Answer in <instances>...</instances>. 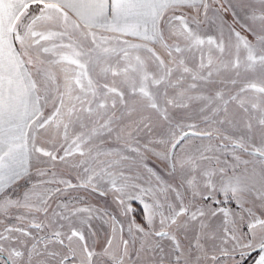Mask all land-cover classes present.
Masks as SVG:
<instances>
[{
    "label": "snow or ice",
    "instance_id": "obj_1",
    "mask_svg": "<svg viewBox=\"0 0 264 264\" xmlns=\"http://www.w3.org/2000/svg\"><path fill=\"white\" fill-rule=\"evenodd\" d=\"M0 264H264V0H0Z\"/></svg>",
    "mask_w": 264,
    "mask_h": 264
}]
</instances>
